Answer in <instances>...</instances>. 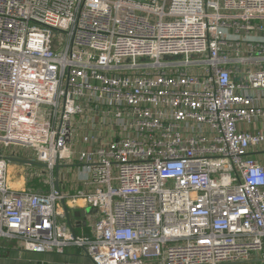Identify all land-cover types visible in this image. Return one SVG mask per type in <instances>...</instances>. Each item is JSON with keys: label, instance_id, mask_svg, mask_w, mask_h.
<instances>
[{"label": "built area", "instance_id": "obj_1", "mask_svg": "<svg viewBox=\"0 0 264 264\" xmlns=\"http://www.w3.org/2000/svg\"><path fill=\"white\" fill-rule=\"evenodd\" d=\"M13 144L35 159L0 155L2 240L92 264L264 261V0H0ZM32 160L47 191L10 184ZM70 163L88 189L56 185ZM80 201L83 235L65 212Z\"/></svg>", "mask_w": 264, "mask_h": 264}, {"label": "crops", "instance_id": "obj_2", "mask_svg": "<svg viewBox=\"0 0 264 264\" xmlns=\"http://www.w3.org/2000/svg\"><path fill=\"white\" fill-rule=\"evenodd\" d=\"M245 128L244 126H242ZM251 131H257L254 127L248 128ZM81 134L78 135V137ZM80 148L85 146L79 145ZM250 156L256 158L259 162L264 163V145L260 147L250 148ZM13 164V163H12ZM63 170L59 169L58 175L60 177V188L65 194L74 193L76 190L85 188L81 177L80 164L65 165ZM10 184L14 188H25L31 186V176L34 179L44 178L45 174L37 168H25L21 162H17L11 166ZM27 172H26V170ZM29 171V173H28ZM81 207L68 206L71 216V225L77 235L88 234L91 232L92 225L97 217L96 210L85 206L80 202ZM261 259H253L241 263L228 264H260ZM0 264H92L90 257L79 247H69L64 253L58 252H44L36 253L22 249L16 241H8L0 239Z\"/></svg>", "mask_w": 264, "mask_h": 264}, {"label": "rangeland", "instance_id": "obj_3", "mask_svg": "<svg viewBox=\"0 0 264 264\" xmlns=\"http://www.w3.org/2000/svg\"><path fill=\"white\" fill-rule=\"evenodd\" d=\"M7 153H4V149L0 148V155L4 154L6 157H11L13 155V152H15V157H22V160H27L28 158L30 159H35V151L33 149H28V148H24L22 146H18V145H11V146H7ZM34 161V160H32ZM78 163H70L69 165H75ZM64 165V164H63ZM30 168H37L38 170L40 169L41 171L44 172L45 177L44 178H39V179H32L30 183L31 186L43 190V191H47V185L46 182L50 177V172H48V170H45L44 166L41 165H32ZM63 166L61 167V170H63ZM57 171H55V175H56ZM13 174V173H11ZM260 264H264V261L261 260L260 262H258Z\"/></svg>", "mask_w": 264, "mask_h": 264}, {"label": "water", "instance_id": "obj_4", "mask_svg": "<svg viewBox=\"0 0 264 264\" xmlns=\"http://www.w3.org/2000/svg\"><path fill=\"white\" fill-rule=\"evenodd\" d=\"M12 160H18L16 158H11ZM31 165H41V166H44L43 164L39 163V162H36V161H29ZM59 169H60V166L57 165V175H58V172H59ZM58 178V176H57ZM59 182L58 180H56V185L58 186ZM65 212H66V216H67V219L69 221V223L71 224L70 220H71V216H70V213H69V209L66 207L65 208Z\"/></svg>", "mask_w": 264, "mask_h": 264}, {"label": "bare ground", "instance_id": "obj_5", "mask_svg": "<svg viewBox=\"0 0 264 264\" xmlns=\"http://www.w3.org/2000/svg\"><path fill=\"white\" fill-rule=\"evenodd\" d=\"M81 203H83V201H80Z\"/></svg>", "mask_w": 264, "mask_h": 264}]
</instances>
